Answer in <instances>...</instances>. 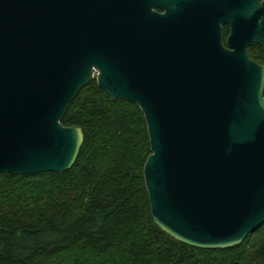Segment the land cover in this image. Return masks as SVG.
I'll list each match as a JSON object with an SVG mask.
<instances>
[{
	"label": "water",
	"instance_id": "water-1",
	"mask_svg": "<svg viewBox=\"0 0 264 264\" xmlns=\"http://www.w3.org/2000/svg\"><path fill=\"white\" fill-rule=\"evenodd\" d=\"M212 14L231 25L225 45L201 28ZM253 43L264 46L260 0H0V173L74 164L83 131L61 118L94 78L143 113L153 222L193 247L239 245L264 221Z\"/></svg>",
	"mask_w": 264,
	"mask_h": 264
},
{
	"label": "trees",
	"instance_id": "trees-1",
	"mask_svg": "<svg viewBox=\"0 0 264 264\" xmlns=\"http://www.w3.org/2000/svg\"><path fill=\"white\" fill-rule=\"evenodd\" d=\"M248 53L264 65V46ZM61 123L84 135L68 170L0 173V264H264V221L223 249L187 245L153 222L137 104L111 98L93 78Z\"/></svg>",
	"mask_w": 264,
	"mask_h": 264
},
{
	"label": "flooded vegetation",
	"instance_id": "flooded-vegetation-1",
	"mask_svg": "<svg viewBox=\"0 0 264 264\" xmlns=\"http://www.w3.org/2000/svg\"><path fill=\"white\" fill-rule=\"evenodd\" d=\"M260 1H264V0H260ZM205 13H207V12H205ZM201 28L204 30L205 33L209 32V31L212 32L214 30H218L220 32V34H221L222 42L225 45L226 38H227V36H228V34L230 32L231 25L229 24V22L226 19L220 18L217 15L212 14V15H205L204 16L203 20L201 21ZM261 46H263V45H261ZM247 51H248V48H247Z\"/></svg>",
	"mask_w": 264,
	"mask_h": 264
}]
</instances>
